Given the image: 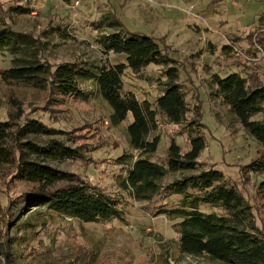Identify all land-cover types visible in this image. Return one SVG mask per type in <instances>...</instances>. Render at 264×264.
Wrapping results in <instances>:
<instances>
[{
  "label": "rangeland",
  "instance_id": "1",
  "mask_svg": "<svg viewBox=\"0 0 264 264\" xmlns=\"http://www.w3.org/2000/svg\"><path fill=\"white\" fill-rule=\"evenodd\" d=\"M13 4L25 6L28 11L9 15L7 8ZM262 12L264 0H0V18L6 17L12 31L31 37L29 42L21 35L19 39L11 38L8 47L0 49V70L19 63L13 62L16 58L48 60L53 64L88 61L93 65L122 59L114 53L103 55L96 41L100 34L115 29L110 26L113 16L130 30L155 36L179 62L186 101L201 102V122L207 143L201 159L206 161L205 166L222 171L240 186L253 206L257 223L264 229V191L253 196L256 183L264 173L250 175L243 168L239 172L241 165L261 158L262 147L240 125L229 107L212 94L214 73L224 77L243 64H257L264 72L263 54L255 61L246 58L251 44L245 39ZM162 69L149 64L141 78L130 73L131 77L125 78L126 85L138 99L152 100L162 91L161 81L165 80L160 74ZM82 85L95 86L89 81ZM8 111L38 117L57 130V134L43 137L28 136L38 144H44L49 137L73 136L71 146L81 148L83 157L51 161V166L121 196L124 219L82 223L46 206H26L17 214L18 207L13 206L18 195L33 185L18 180L12 165H2L0 264H227L203 255L182 253L175 231L176 220L164 213L147 211L143 203L129 198L118 187L114 174L125 175L127 167L115 166L113 159L122 152L131 154L133 159L138 155L129 146L126 132L132 121L131 113L112 125L111 107L98 94L81 101L56 97L48 89L0 79V120H7ZM252 118L264 119V113ZM63 131L67 133L62 134ZM157 132L160 135L157 155L165 154L172 138L183 149L188 148L187 133L181 132L179 124L159 119ZM180 175V172L170 173L164 181ZM203 209L207 210L208 205H203Z\"/></svg>",
  "mask_w": 264,
  "mask_h": 264
},
{
  "label": "trees",
  "instance_id": "2",
  "mask_svg": "<svg viewBox=\"0 0 264 264\" xmlns=\"http://www.w3.org/2000/svg\"><path fill=\"white\" fill-rule=\"evenodd\" d=\"M7 10L9 15H20L28 8L13 4ZM5 18L4 15L0 18L4 24L0 27V49L8 47L11 38H21L18 37L20 33L7 26ZM254 23L245 39L251 44L246 57L255 61L264 55L263 12ZM110 26L115 29L100 34L97 44L103 55L114 53L122 59L93 65L88 61L53 64L48 60L16 58L13 62L19 63L0 70V79L48 89L56 97L81 101L98 94L111 107L109 122L112 125L122 122L131 113L132 121L126 132L129 146L138 155L133 159L131 154L122 152L113 159L115 166L127 167L125 175L114 174L118 187L129 198L143 203L147 211L164 213L176 220L175 231L182 253L203 255L227 264H264V229L257 223L252 204L236 182L222 171L205 166L206 161L201 159L207 145L201 122V102L189 104L186 101L179 62L155 36L124 27L116 16L111 18ZM21 36L27 42L31 40L26 34ZM149 64L162 66L160 74L165 80L161 81L159 95L152 100H140L127 87L125 78L131 77L130 73L141 78ZM256 66L243 64L224 77L214 73L212 94L229 107L240 125L262 147L261 158L239 167V172L243 168L248 174L258 176L264 173V119L252 116L264 113V72ZM85 81L95 86L87 88L82 85ZM10 103L14 105L15 102L11 99ZM188 118L191 119L188 121ZM159 119L179 124L181 132L187 133V149L172 138L165 154L157 155ZM185 121L186 124H182ZM52 133L57 134V130L35 116L8 111L7 120H0V166L12 165L18 180L33 185L18 195L13 206L18 207L17 214L26 206H46L82 223L123 220L121 196H114L88 179L51 166V161L83 157L81 148L71 146L73 136L69 139L49 137L44 144L28 139L29 135L43 137ZM175 172L181 175L164 181L168 174ZM60 182L63 184L56 186ZM261 191H264V176L256 183L253 196ZM203 205H208V209L204 210Z\"/></svg>",
  "mask_w": 264,
  "mask_h": 264
},
{
  "label": "crops",
  "instance_id": "3",
  "mask_svg": "<svg viewBox=\"0 0 264 264\" xmlns=\"http://www.w3.org/2000/svg\"><path fill=\"white\" fill-rule=\"evenodd\" d=\"M131 30H133V29H131ZM249 55V54H248Z\"/></svg>",
  "mask_w": 264,
  "mask_h": 264
},
{
  "label": "built area",
  "instance_id": "4",
  "mask_svg": "<svg viewBox=\"0 0 264 264\" xmlns=\"http://www.w3.org/2000/svg\"><path fill=\"white\" fill-rule=\"evenodd\" d=\"M247 58V57H246ZM248 59V58H247Z\"/></svg>",
  "mask_w": 264,
  "mask_h": 264
}]
</instances>
